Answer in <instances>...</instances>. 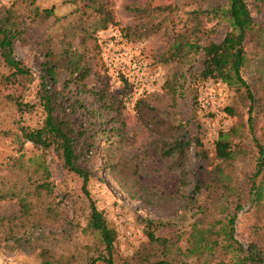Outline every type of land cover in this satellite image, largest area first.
<instances>
[{"label": "rangeland", "instance_id": "rangeland-1", "mask_svg": "<svg viewBox=\"0 0 264 264\" xmlns=\"http://www.w3.org/2000/svg\"><path fill=\"white\" fill-rule=\"evenodd\" d=\"M10 1L6 4L0 0V15L6 7L23 15L19 22L23 28L22 36L13 40V55L28 67L33 78L23 90L24 101L37 102L35 91L38 77L43 75L41 63L46 61L45 51L51 50L60 56L62 50L73 48L84 54L83 58L90 67L85 79L86 87H104L108 95L123 103L121 115L126 134L115 153L120 159H128L136 165V178L141 184L153 186L166 194L174 193L178 186L177 172L168 171L164 167L168 161L158 155L160 140L155 129L177 127L171 133L196 138L200 145L191 142L188 146L186 157L190 184L180 191L182 194L168 208L148 207L128 199L107 174L101 158L95 154L86 161L89 177L84 187L81 177L62 169L48 157V181L52 188L43 202L44 205H51L47 207L58 209L59 216L46 226L27 228L25 233L1 241L0 264H43L38 255L41 249H48L51 259H59L61 264H85L89 257L98 255L102 249L99 240L95 234L83 229L89 202L102 212L107 225L115 229L113 257L117 261L147 246L143 233L144 219H150L157 225L156 235L170 237L178 233L180 236L176 245L181 251L197 245L199 233L191 228V224L202 219L205 211L221 201L210 186H201L194 197L188 198L187 194L194 184L199 166L205 168L210 165L213 142L218 132L231 126L242 128L241 136L238 132L232 137L233 143L246 151L243 156L238 155L233 163V174L239 181L252 171L256 150L246 134V128H243L246 127L245 107L235 104L233 115L222 111L225 105L234 104L232 90L215 81L210 98L205 99L207 102L199 99V53L188 54L178 62L169 63H161L157 55L167 50L177 34L200 45L220 40L227 26L220 14L225 8V0H106L107 8L118 24L108 25L105 29L98 28L99 15L94 12L90 0H75L72 4L68 0H38L36 5L39 8L54 7L53 15L43 20L26 18L27 12L22 5L15 0ZM128 6L137 10L131 12L126 9ZM143 8L149 13L147 16ZM253 15L264 25V12ZM121 27V33L128 27L127 36L120 33ZM258 41L256 44L249 42L245 47L246 62L242 74L248 83H252L255 73L264 66V29ZM6 73L0 62V77ZM173 74L178 75L179 85L175 104H171L163 88L164 82ZM170 80L174 82L173 78ZM72 88L70 86L69 90ZM18 91L14 77L0 78V95L17 94ZM79 99L84 108L74 110L73 120L89 114L92 100L85 94L79 95ZM138 100L141 105L136 106ZM41 118L42 112L37 105L27 112L18 113L10 101L0 97V187L19 181V187L23 186L27 191L26 199L34 216L40 214L41 207L33 192V184L23 182V171H19V177H16L18 172L14 171L12 164L13 158L23 153L24 170L35 168L40 150L26 142L17 150V124L33 127L40 123ZM263 121L264 115L257 112L256 128ZM101 135V132L95 134L98 151L103 148ZM197 151L205 154L207 160L196 161L194 153ZM39 196L42 199L44 194ZM19 214L15 198L0 200V216L16 217ZM257 217L256 209L250 208L248 202L236 211L233 237L242 248L247 247L255 237L254 233L264 235V226L258 227L263 217L261 221H257ZM94 264L106 263L96 261Z\"/></svg>", "mask_w": 264, "mask_h": 264}, {"label": "trees", "instance_id": "trees-1", "mask_svg": "<svg viewBox=\"0 0 264 264\" xmlns=\"http://www.w3.org/2000/svg\"><path fill=\"white\" fill-rule=\"evenodd\" d=\"M37 1L15 0L26 10V18L43 20L53 15V6L39 8L36 5ZM74 1L68 0L71 4ZM90 2L94 12L99 15L98 28L105 29L108 25L118 24L107 8L106 0ZM126 9L131 12L137 10L132 6ZM143 12L146 16L149 14L144 8ZM260 12H264V0H225V8L220 14L227 26L220 40L207 41L200 45L177 34L167 50L157 55L161 63H169L178 62L188 54L199 53V85L208 80L220 81L227 89L233 91L234 104L225 105L222 111L233 115L236 105L245 107L246 127L243 128H246V134L256 150L252 171L245 175L243 181H239L233 174L234 160L238 155L246 154L244 149L232 141V137L238 135V132L241 136L242 128L231 126L225 131L218 132L213 142L211 163L205 168L199 166L200 169L195 175L194 184L187 197H194L201 186L206 188L210 186L214 188L221 202L205 211L202 219L193 221L191 228L199 233V243L184 251L176 245L180 236L178 233H173L170 237L156 235L157 225L150 219H144L143 233L147 246H142L121 261L115 260L113 257L115 229L107 225L102 212L89 202L83 229L96 235L102 249L98 255L89 257L85 264H94L96 261H103L106 264H264V235L258 236L254 233L255 237L248 242L246 248H242L233 237L236 211L245 202L249 203L250 208L256 209L257 221H261L263 217V222L258 223V227L264 226V121L259 128L255 126L257 112L264 115V66L255 73L252 83H248L242 74L246 62V44L258 43L264 29V25L256 21L253 15ZM21 16L23 15L11 7L4 8L0 15V62L7 71L6 74H1L0 78L8 75L14 77L19 90L17 94L0 97L10 101L18 113L27 112L36 105L41 109L42 118L38 125L28 127L17 124V150L19 151L25 142L40 150L35 159V168L32 171L24 170L25 164L21 160L23 153L14 157L12 164L14 171L18 172L16 177H19V171H23V182L33 184V192L40 201L41 208L38 211L40 214L34 216L26 199L27 191L23 186L19 187V181L3 184L0 187V200L15 198L20 214L16 217L0 216V242L19 233H25L27 228L46 226L58 218V209L47 207L51 205H44L43 202V198L50 194L52 188L48 181L49 166L46 164L48 157L56 161L62 169L72 171L81 177L84 187L89 177L86 161L95 154L101 158L107 174L128 199L141 202L148 207L172 206L176 197L182 194L180 191L190 184L186 150L191 142L200 145L199 141L196 138H184L182 135L171 133L172 130H177V127L155 129L154 132L160 140L157 146L158 155L168 161L164 165L168 171L177 172L178 186L174 193L166 194L153 186L141 184L136 178V165L128 159H120L115 153L126 134L121 115L124 105L120 100L108 95L104 87L98 89L86 87L85 79L90 67L83 58L84 54L73 48L62 50L60 56L51 50L45 51L46 61L41 63L43 75L38 77L35 91L37 102L22 99L23 90L33 78L28 67L13 55V40L22 36L23 28L19 24ZM127 29L128 27L121 33V27L120 33L127 36ZM176 77H178L176 74L170 77L175 83L168 79L163 85L171 104H175L176 88L179 86ZM70 86H73L71 90ZM82 94L92 100L89 114L73 120L74 110L78 107L84 108L79 99V95ZM72 97L75 99L72 100ZM197 98L196 91L195 99ZM135 103L136 106L141 105L139 100ZM100 132L103 148L98 151L95 146V134ZM194 158L200 163L207 160V156L201 151L194 153ZM40 194H44L41 196L42 199ZM38 255L43 264L62 262L59 259L52 260L48 249H41Z\"/></svg>", "mask_w": 264, "mask_h": 264}, {"label": "built area", "instance_id": "built-area-1", "mask_svg": "<svg viewBox=\"0 0 264 264\" xmlns=\"http://www.w3.org/2000/svg\"><path fill=\"white\" fill-rule=\"evenodd\" d=\"M4 3H7L9 0H2ZM215 83V81L212 80H208L205 81L199 90V99L201 101L207 102V100H205L206 98H210V90L212 89L213 84Z\"/></svg>", "mask_w": 264, "mask_h": 264}]
</instances>
